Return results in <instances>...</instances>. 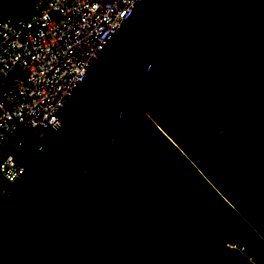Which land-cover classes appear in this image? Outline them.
I'll list each match as a JSON object with an SVG mask.
<instances>
[{"label":"trees","instance_id":"obj_1","mask_svg":"<svg viewBox=\"0 0 264 264\" xmlns=\"http://www.w3.org/2000/svg\"><path fill=\"white\" fill-rule=\"evenodd\" d=\"M146 114L73 264H264V0H212Z\"/></svg>","mask_w":264,"mask_h":264},{"label":"water","instance_id":"obj_2","mask_svg":"<svg viewBox=\"0 0 264 264\" xmlns=\"http://www.w3.org/2000/svg\"><path fill=\"white\" fill-rule=\"evenodd\" d=\"M212 0H138L0 200V264H73L146 108Z\"/></svg>","mask_w":264,"mask_h":264},{"label":"built area","instance_id":"obj_3","mask_svg":"<svg viewBox=\"0 0 264 264\" xmlns=\"http://www.w3.org/2000/svg\"><path fill=\"white\" fill-rule=\"evenodd\" d=\"M24 1V11L0 17V180L9 185L24 169L12 151L23 137L36 146L57 126L93 59L138 0ZM7 193L0 190V200ZM225 247L243 253L238 243Z\"/></svg>","mask_w":264,"mask_h":264},{"label":"rangeland","instance_id":"obj_4","mask_svg":"<svg viewBox=\"0 0 264 264\" xmlns=\"http://www.w3.org/2000/svg\"><path fill=\"white\" fill-rule=\"evenodd\" d=\"M16 0H3L2 2L13 4L12 8L16 11L22 10L24 8V0H18L16 3H14Z\"/></svg>","mask_w":264,"mask_h":264},{"label":"crops","instance_id":"obj_5","mask_svg":"<svg viewBox=\"0 0 264 264\" xmlns=\"http://www.w3.org/2000/svg\"><path fill=\"white\" fill-rule=\"evenodd\" d=\"M17 1H15L14 3H16ZM3 5H10V3H6V2H4V3H2ZM1 5V4H0ZM24 10H25V1H24ZM24 10H19V11H17V12H21V11H24ZM17 12H15V13H17ZM236 243H238L239 245H241L242 247H243V252L245 251V247H244V245L242 244V243H239V242H236ZM243 254V253H242ZM247 257H249V258H251V256H247ZM246 261L247 262H249V263H253V261H252V258H251V261L250 260H248V259H246Z\"/></svg>","mask_w":264,"mask_h":264},{"label":"clouds","instance_id":"obj_6","mask_svg":"<svg viewBox=\"0 0 264 264\" xmlns=\"http://www.w3.org/2000/svg\"><path fill=\"white\" fill-rule=\"evenodd\" d=\"M8 191V190H7Z\"/></svg>","mask_w":264,"mask_h":264}]
</instances>
